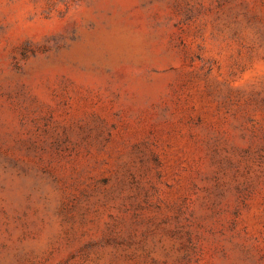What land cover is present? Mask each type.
<instances>
[{
    "label": "rangeland",
    "instance_id": "374dc122",
    "mask_svg": "<svg viewBox=\"0 0 264 264\" xmlns=\"http://www.w3.org/2000/svg\"><path fill=\"white\" fill-rule=\"evenodd\" d=\"M0 264H264V0H0Z\"/></svg>",
    "mask_w": 264,
    "mask_h": 264
}]
</instances>
